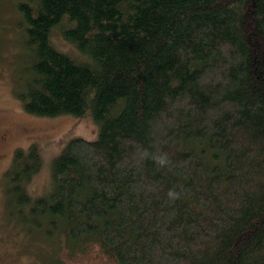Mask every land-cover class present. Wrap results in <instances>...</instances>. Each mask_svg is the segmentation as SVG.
I'll return each instance as SVG.
<instances>
[{"label":"trees","instance_id":"obj_1","mask_svg":"<svg viewBox=\"0 0 264 264\" xmlns=\"http://www.w3.org/2000/svg\"><path fill=\"white\" fill-rule=\"evenodd\" d=\"M14 95L91 116L52 189L4 172L42 264H264V0H15ZM58 32L77 56L52 41Z\"/></svg>","mask_w":264,"mask_h":264},{"label":"rangeland","instance_id":"obj_2","mask_svg":"<svg viewBox=\"0 0 264 264\" xmlns=\"http://www.w3.org/2000/svg\"><path fill=\"white\" fill-rule=\"evenodd\" d=\"M14 4L15 0H0V137L2 131H11L5 140L0 139V264H42V259L35 256L38 248L32 242L30 233L25 231L29 226L17 220L10 196L4 192V172L9 168L15 150L36 146L42 165L30 179L27 189L32 197L47 195L52 189L51 166L54 158L72 139L96 140L98 128L89 115L82 118L69 115L43 117L24 111L14 95ZM51 38L55 46L78 55L70 44L62 42L58 32H53Z\"/></svg>","mask_w":264,"mask_h":264},{"label":"flooded vegetation","instance_id":"obj_3","mask_svg":"<svg viewBox=\"0 0 264 264\" xmlns=\"http://www.w3.org/2000/svg\"><path fill=\"white\" fill-rule=\"evenodd\" d=\"M23 127L19 128L18 130H21ZM11 133L9 129L2 131V136L0 137L1 140H5V138L8 137V135Z\"/></svg>","mask_w":264,"mask_h":264}]
</instances>
